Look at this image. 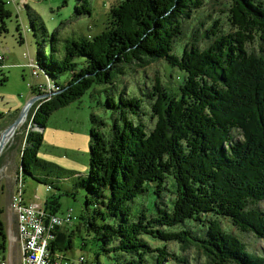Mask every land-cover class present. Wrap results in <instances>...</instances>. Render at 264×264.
I'll use <instances>...</instances> for the list:
<instances>
[{"label":"trees","instance_id":"16d2710c","mask_svg":"<svg viewBox=\"0 0 264 264\" xmlns=\"http://www.w3.org/2000/svg\"><path fill=\"white\" fill-rule=\"evenodd\" d=\"M80 1L77 14H89L87 2ZM205 2L120 0L109 9L100 34L65 40L60 57L53 35L49 57L38 53L37 66L48 76L67 75L63 83L53 81L56 93L30 111L29 122L41 129L52 113L94 85L112 86L119 75L151 62L165 61L181 73L174 93L157 79L152 98L133 93L123 98L124 92L120 105L107 98L105 105L119 116L108 129L102 123L103 129L90 131L89 172L85 178L77 176L81 179L76 183L87 191L78 225L71 209L57 215L48 199L43 203L49 216L71 212L75 218L72 226L51 232L52 255L64 257L71 249L75 227L92 235L105 255L113 254L112 264H188L167 250L169 243L180 252L201 254L205 264H264V251H248L238 236L252 234L264 241V54L247 49L257 41L264 43V0H231V33L217 35L216 28L204 49L189 37L181 55L174 54L176 42L185 35V20ZM6 4L0 0V32H7L4 21L11 16ZM31 24L35 28V22ZM0 75L3 85L7 77ZM144 104L148 110L140 115ZM145 115L154 120L149 129L141 119ZM92 121H97L94 115ZM25 134L20 180L25 174L34 176V168L48 171L50 165L37 158L42 133ZM169 177L176 189L174 201L158 208L155 216L139 213L132 219L130 203L150 184L159 197ZM2 214L0 208V264H5ZM151 241L164 246L154 247Z\"/></svg>","mask_w":264,"mask_h":264},{"label":"rangeland","instance_id":"374dc122","mask_svg":"<svg viewBox=\"0 0 264 264\" xmlns=\"http://www.w3.org/2000/svg\"><path fill=\"white\" fill-rule=\"evenodd\" d=\"M5 1L6 9L10 11L11 16L4 21L7 32H0V72L7 77V81L0 85V115L2 116L0 134L11 126L32 98L47 95L44 98L39 97L28 108L26 125L0 154V208L3 210L1 220L7 236L5 262L19 264L22 252H19L21 245L17 230V216L10 211L15 192L22 190L26 199L34 200V203L40 205L48 199L57 215L71 209L77 218L75 225H78V217L84 207L87 191L76 183L81 179L77 176L85 178L89 172L90 131L93 127L103 129L102 123L107 127L104 128L108 129V126H112L119 116L118 111L115 114L112 108L105 105L107 98H114L117 105H120L119 98L124 92L123 98H126L128 94L132 96V93L138 98H152L151 95L155 94L153 90L157 79L168 92L174 93L180 84L181 73L171 68L165 61L151 62L144 69L119 75L112 86L94 85L79 100L52 113L45 127L41 129L29 122L30 111L39 101L56 93L53 81L63 83L67 80V75L62 74L54 78L48 76L37 66L38 53L49 57L53 35L57 39L56 54L60 57L65 40L90 39L100 34L104 31L109 9L120 0H84L87 2L90 13L82 15L77 14V9H81L83 4L80 0ZM230 3L231 0H206L201 9L185 20L183 26L185 35L176 42L173 53L180 56L183 44L188 43L190 39L191 42L196 41L195 44L200 49L206 48L212 42L211 32H214L216 28L220 30H216L217 35L231 33L233 29L228 22ZM31 22H35V28L32 27ZM20 39L23 40L22 43ZM247 49L256 54H264V43L257 41L249 44ZM34 87L36 92L32 91ZM147 102L151 103L150 100ZM147 106L149 105L142 106L140 115L143 111L147 112ZM93 115L97 119L95 123L92 121ZM149 117L145 115L141 118L147 129L154 122ZM28 130L42 133L43 140L37 152V158L50 164L49 172L34 168V176L25 174L24 179L20 180L18 176L20 150L24 146L23 139ZM235 138L240 140L241 136L237 134ZM38 178L42 180L39 181ZM44 179L46 183L42 182ZM173 184V180L170 177L167 178L164 184L165 191L159 197L154 192L153 184H150L144 194L130 203L131 218L135 219L139 213L152 217L156 215L158 208H167L176 197ZM48 186H52L49 191L46 190ZM8 210L12 214L10 218H8ZM73 223L74 221L67 225L72 226ZM223 224L232 233H237L227 221ZM73 231L75 233L72 236V247L64 252V257L60 258L59 264H112L113 254L105 255L100 250L99 242L95 241L92 235L88 236L83 230L77 231L75 227ZM238 236L246 244L248 251L260 255L263 253L264 241L256 239L252 234H238ZM151 244L154 247L164 246L160 242L151 241ZM167 250L179 254L180 257L188 260V264H205L201 254L194 250L180 252L178 245L174 243H169ZM49 254L52 256L51 253Z\"/></svg>","mask_w":264,"mask_h":264},{"label":"built area","instance_id":"2783aa9c","mask_svg":"<svg viewBox=\"0 0 264 264\" xmlns=\"http://www.w3.org/2000/svg\"><path fill=\"white\" fill-rule=\"evenodd\" d=\"M11 202L10 211L17 216V230L22 252L20 264H59L61 256H51L48 245L52 239L51 232L55 228L75 221L71 212L62 216H49L43 205L26 201L22 190L15 192Z\"/></svg>","mask_w":264,"mask_h":264},{"label":"bare ground","instance_id":"6f19581e","mask_svg":"<svg viewBox=\"0 0 264 264\" xmlns=\"http://www.w3.org/2000/svg\"><path fill=\"white\" fill-rule=\"evenodd\" d=\"M31 106V105H30ZM29 109H27L28 111ZM27 111L25 112V115L24 117L22 118L21 121H19L18 124L16 125H11L9 127V129H7V131H3L1 134H0V148H1V151H0V154L3 150V148L7 147L8 144L13 140V138L15 137V135L17 133H19L23 127L26 125V118H27ZM8 128V127H7ZM6 130V129H5ZM52 208V207H51Z\"/></svg>","mask_w":264,"mask_h":264},{"label":"water","instance_id":"95a60500","mask_svg":"<svg viewBox=\"0 0 264 264\" xmlns=\"http://www.w3.org/2000/svg\"><path fill=\"white\" fill-rule=\"evenodd\" d=\"M40 98H44V97H47V95H41V96H39ZM39 97H34V98H32L25 106H24V108L22 109V111L20 112V114L17 116V118L12 122V124L11 125H16V124H18L19 123V121H21L22 120V118L24 117V115H25V112L27 111V109L30 107V105H32L35 101H37L38 99H39ZM7 129H9V127L7 128ZM7 129L6 130H4V131H7ZM0 151H1V148H0Z\"/></svg>","mask_w":264,"mask_h":264},{"label":"crops","instance_id":"0c3cea01","mask_svg":"<svg viewBox=\"0 0 264 264\" xmlns=\"http://www.w3.org/2000/svg\"><path fill=\"white\" fill-rule=\"evenodd\" d=\"M3 63H5V62H3ZM5 65H7V66H11V65H13V64H5ZM24 198H25V197H24ZM25 200H26V201H32V202L34 201V200H31V199H26V198H25ZM8 211H9V210H8ZM11 215H12V214H11L10 211H9V212H8V218H10ZM19 264H20V263H19Z\"/></svg>","mask_w":264,"mask_h":264}]
</instances>
